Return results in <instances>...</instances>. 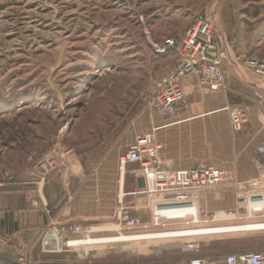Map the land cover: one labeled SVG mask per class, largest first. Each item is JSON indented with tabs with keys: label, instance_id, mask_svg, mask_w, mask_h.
<instances>
[{
	"label": "rangeland",
	"instance_id": "1",
	"mask_svg": "<svg viewBox=\"0 0 264 264\" xmlns=\"http://www.w3.org/2000/svg\"><path fill=\"white\" fill-rule=\"evenodd\" d=\"M215 9L232 25L247 57L264 61V0H0V175L17 181L18 171L31 170L33 184L44 187L36 168L51 154L54 173L68 168L73 181L82 178L71 184L74 199L99 200L110 211L115 204L116 225L121 208L142 224L107 236L240 227L220 232L224 234L135 242L164 247L163 264L185 257L184 250L212 260L264 252V171L255 164L256 174L249 178L233 170L238 164L237 131L230 126L226 110L231 108L225 105L223 90L204 88L193 98L186 90L187 104L211 103L218 111L187 114L198 123L183 129L173 142L177 156L188 159L189 167L222 168L227 179L182 196L186 199L180 198V203L192 200L197 208L177 219L172 206L180 192L138 188L133 179L136 173L143 177L138 165L126 166L133 182L127 180L121 196L119 157L142 135L155 134L157 123L178 119L183 112L164 117L152 107L158 83L174 71L176 62L174 51L158 55L153 44L184 36L200 15L215 19ZM234 64L251 70L244 61L234 59ZM189 130L195 135L189 136ZM155 137L161 151L163 141ZM100 177L106 180L97 183ZM252 200L258 205L251 213ZM231 210L239 214L224 221L215 216Z\"/></svg>",
	"mask_w": 264,
	"mask_h": 264
},
{
	"label": "crops",
	"instance_id": "2",
	"mask_svg": "<svg viewBox=\"0 0 264 264\" xmlns=\"http://www.w3.org/2000/svg\"><path fill=\"white\" fill-rule=\"evenodd\" d=\"M215 11V19L212 17V22L219 39L226 45L229 53V63L224 62L223 65L226 71V88L220 91L226 97L225 105L228 104L231 109L241 110L245 116L244 129L236 133L238 164L233 170L237 175L250 178L256 174L254 165L258 164L257 147L264 140V77L234 64V59L236 62L238 60L243 62L250 54L245 48H239L232 25L218 17L220 16L218 9ZM188 79L191 82L185 83ZM182 86L185 91L189 89L188 95L191 98L197 97L206 88L199 85V79L195 76L183 79ZM202 106L206 109L201 108ZM215 108L211 103L187 104L183 112L178 115L180 118L156 124L155 135L163 141L160 151L163 166L174 169L189 168V160L177 156L173 139L175 141L179 135L185 133L183 129L195 128L198 123L196 118H187V114L196 113L198 110L218 111ZM228 111L226 110L227 116ZM186 133L189 136L195 135L191 130ZM242 167H245V171H241ZM123 172L120 179L121 196L125 194L128 179L129 182L135 179L137 187L143 189L145 181L140 173H136L132 179V175H128L127 170ZM16 176L17 181L9 182L0 175V264H163L165 262L164 247L135 243L139 239L165 237L162 235L164 233L141 234L147 235L146 238L109 239L118 237L107 236L110 230L103 228L105 225L114 224L115 222L112 221L118 219L115 204L113 211H110L109 208L102 207L99 200L74 199L71 194V184L81 183L82 178L78 175L77 183L73 181L75 178L69 176L68 168H60L50 175L44 187L39 189L33 184L31 170L18 171ZM105 180V177H100L96 182L103 183ZM71 181L73 183H70ZM32 199H35L38 205H33ZM195 205V201L192 200L173 204L174 219H177L175 218L177 215L181 217L189 213V210L193 211L197 208ZM255 205L258 203L252 200L249 204L251 213ZM122 210L126 209L121 208ZM189 230L180 229L172 232ZM187 235L190 234L172 237ZM90 239L93 241L91 242ZM184 252L187 254L185 257H179L168 263L183 264L185 258L202 257L196 252L185 250Z\"/></svg>",
	"mask_w": 264,
	"mask_h": 264
},
{
	"label": "built area",
	"instance_id": "3",
	"mask_svg": "<svg viewBox=\"0 0 264 264\" xmlns=\"http://www.w3.org/2000/svg\"><path fill=\"white\" fill-rule=\"evenodd\" d=\"M153 49L158 55L174 51L176 57L174 71L161 79L158 83L159 93L153 99V109L162 116H173L186 108L187 97L182 80L187 77H197L199 84L211 91H220L226 87V71L223 65L229 57L228 49L219 39L218 32L208 16L200 15L184 36L166 37L163 41L154 43ZM244 62L248 68L264 77V61L245 58ZM229 123L234 131H242L245 126L243 112L237 108L230 109ZM155 136V134L142 135L119 157L122 172L127 165H138L145 181L146 192L178 191L180 193L175 194L173 199L174 204H179L180 198L186 199L182 196L188 195L190 190H204L227 179V171L212 165L200 164L181 169L163 166L160 144ZM256 158L258 165L264 171V140L257 147ZM36 169L39 183L43 184L56 170L52 155H47ZM32 203L38 205L35 199H32ZM128 212L122 210L119 216L118 225L122 232L137 230L142 225L139 218L130 216ZM222 212L226 211H219L215 216L221 215ZM229 213L234 212L231 210ZM185 264H264V252L227 254L217 260L199 257Z\"/></svg>",
	"mask_w": 264,
	"mask_h": 264
},
{
	"label": "bare ground",
	"instance_id": "4",
	"mask_svg": "<svg viewBox=\"0 0 264 264\" xmlns=\"http://www.w3.org/2000/svg\"><path fill=\"white\" fill-rule=\"evenodd\" d=\"M229 58V57H228ZM124 173V172H123ZM230 215H234V216H237L236 213H226V212H222L221 216H217V218L219 220H226L228 217H230ZM217 218H215V221H219ZM263 225V224H262ZM261 227V226H259ZM264 227V225L262 226ZM103 228H107L109 229L110 231H114V230H119L120 231V227L119 225H116L115 223L113 224H109V225H105L103 226ZM238 228L240 227H237V226H224V227H213V228H205V229H196V230H189V231H183V232H167V233H164L162 234L163 236H169V237H172V236H175V235H180V234H190V235H195V234H203V233H220V232H229V231H235L237 230ZM121 235L118 236V237H115V238H109V239H113V240H116V239H131V238H146L147 235H140V236H134V237H131V236H127L125 234H122L120 233ZM90 241L92 242L93 240L90 239ZM193 260V259H192ZM190 261V260H189Z\"/></svg>",
	"mask_w": 264,
	"mask_h": 264
}]
</instances>
